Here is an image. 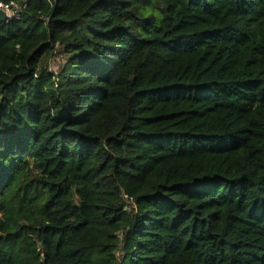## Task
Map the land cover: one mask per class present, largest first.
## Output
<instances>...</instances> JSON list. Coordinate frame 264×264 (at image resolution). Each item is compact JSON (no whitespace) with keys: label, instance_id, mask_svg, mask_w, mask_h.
I'll list each match as a JSON object with an SVG mask.
<instances>
[{"label":"trees","instance_id":"16d2710c","mask_svg":"<svg viewBox=\"0 0 264 264\" xmlns=\"http://www.w3.org/2000/svg\"><path fill=\"white\" fill-rule=\"evenodd\" d=\"M13 1L0 264H264V0Z\"/></svg>","mask_w":264,"mask_h":264},{"label":"rangeland","instance_id":"374dc122","mask_svg":"<svg viewBox=\"0 0 264 264\" xmlns=\"http://www.w3.org/2000/svg\"><path fill=\"white\" fill-rule=\"evenodd\" d=\"M67 61L65 52L61 49H56L54 56L46 62V67L49 71L58 72ZM131 207V205L129 206Z\"/></svg>","mask_w":264,"mask_h":264},{"label":"built area","instance_id":"2783aa9c","mask_svg":"<svg viewBox=\"0 0 264 264\" xmlns=\"http://www.w3.org/2000/svg\"><path fill=\"white\" fill-rule=\"evenodd\" d=\"M0 3L8 5L14 11V15H12L11 17H9L7 14H5L6 17L8 18V20H10V19L18 20V19H20V17L22 16L23 11L26 8V5H21L20 3H17L16 1H13V0L9 1L7 3H5V2H0Z\"/></svg>","mask_w":264,"mask_h":264},{"label":"clouds","instance_id":"9594fccd","mask_svg":"<svg viewBox=\"0 0 264 264\" xmlns=\"http://www.w3.org/2000/svg\"><path fill=\"white\" fill-rule=\"evenodd\" d=\"M0 10L4 11L9 17L14 15V11L8 6L3 3H0Z\"/></svg>","mask_w":264,"mask_h":264},{"label":"water","instance_id":"95a60500","mask_svg":"<svg viewBox=\"0 0 264 264\" xmlns=\"http://www.w3.org/2000/svg\"><path fill=\"white\" fill-rule=\"evenodd\" d=\"M9 20L6 17L5 13L0 10V26L3 25L4 23H7Z\"/></svg>","mask_w":264,"mask_h":264}]
</instances>
